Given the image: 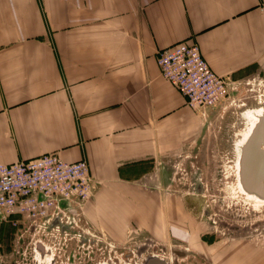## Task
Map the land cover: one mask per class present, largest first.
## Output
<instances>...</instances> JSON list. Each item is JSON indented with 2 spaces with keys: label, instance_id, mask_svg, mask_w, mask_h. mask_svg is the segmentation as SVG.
Segmentation results:
<instances>
[{
  "label": "crops",
  "instance_id": "1",
  "mask_svg": "<svg viewBox=\"0 0 264 264\" xmlns=\"http://www.w3.org/2000/svg\"><path fill=\"white\" fill-rule=\"evenodd\" d=\"M263 4L0 0V165L48 153L87 160L97 185L88 221L122 240L155 230V216L170 211L165 168L210 114L162 77L157 54L197 43L234 86L264 78ZM210 258L264 264V250L216 244Z\"/></svg>",
  "mask_w": 264,
  "mask_h": 264
},
{
  "label": "rangeland",
  "instance_id": "2",
  "mask_svg": "<svg viewBox=\"0 0 264 264\" xmlns=\"http://www.w3.org/2000/svg\"><path fill=\"white\" fill-rule=\"evenodd\" d=\"M262 108L264 78L238 86L207 109L203 134L165 168L170 211L155 216V230L133 228L123 240L116 238L88 221L84 204L75 215L79 227L72 223L55 230L35 228L25 221L0 225V264H53L56 256L65 263L70 254L90 264H144L154 255L166 264H211L210 250L216 244L264 250V205L240 190L236 170L238 144L254 119L248 115ZM39 248L44 260L38 258Z\"/></svg>",
  "mask_w": 264,
  "mask_h": 264
},
{
  "label": "built area",
  "instance_id": "3",
  "mask_svg": "<svg viewBox=\"0 0 264 264\" xmlns=\"http://www.w3.org/2000/svg\"><path fill=\"white\" fill-rule=\"evenodd\" d=\"M264 12V4L261 7ZM160 73L182 93L189 107L204 112L237 86L217 74L197 43H180L157 54ZM87 160L67 162L48 153L0 165V225L25 221L35 228L52 226L59 215L78 209L95 195Z\"/></svg>",
  "mask_w": 264,
  "mask_h": 264
},
{
  "label": "water",
  "instance_id": "4",
  "mask_svg": "<svg viewBox=\"0 0 264 264\" xmlns=\"http://www.w3.org/2000/svg\"><path fill=\"white\" fill-rule=\"evenodd\" d=\"M241 183L249 194L264 199V114L243 147ZM144 264H166L157 256H150Z\"/></svg>",
  "mask_w": 264,
  "mask_h": 264
},
{
  "label": "bare ground",
  "instance_id": "5",
  "mask_svg": "<svg viewBox=\"0 0 264 264\" xmlns=\"http://www.w3.org/2000/svg\"><path fill=\"white\" fill-rule=\"evenodd\" d=\"M264 114V108L260 109V110H257V111H254V112H251L249 115H248V119L250 118H253V122H252V125L249 127V130L247 131V133L244 135V139H243V142L241 141L239 144H238V147H237V158H236V163H237V176H238V183H239V188L240 190L246 194L247 198L251 199V200H254V203L257 204V205H264V199L256 196V195H253V194H249L248 192H246V190L243 188L242 186V183H241V157H242V152H243V147L246 145V143L248 142L250 136L252 135V133L254 132L255 130V127L257 126L258 122H259V119L261 118V116H263ZM41 248L37 249V253H38V258L40 260H44L45 257L43 255V252H42V249L40 250Z\"/></svg>",
  "mask_w": 264,
  "mask_h": 264
},
{
  "label": "flooded vegetation",
  "instance_id": "6",
  "mask_svg": "<svg viewBox=\"0 0 264 264\" xmlns=\"http://www.w3.org/2000/svg\"><path fill=\"white\" fill-rule=\"evenodd\" d=\"M78 209H71V210H68L62 214L59 215L57 221L52 225L50 226L52 229H61V228H64L65 227V224H70L72 225V223H74L76 226L79 227L78 223L76 222V219H75V215L78 213L77 212ZM72 221V222H70ZM71 227H74V226H71ZM65 241H68L67 239H65ZM57 250V249H56ZM44 250H42L43 252ZM55 257V255H54ZM61 257L60 256H56V259H54V263L53 264H90L88 260L85 259V257L81 256V257H78V255L76 254H70L68 256V261L64 263V261H60ZM81 259H83V261H81ZM117 259V258H116ZM111 260V259H110ZM100 264H109L108 262H103V263H100ZM110 264H116L115 262L114 263H110Z\"/></svg>",
  "mask_w": 264,
  "mask_h": 264
}]
</instances>
